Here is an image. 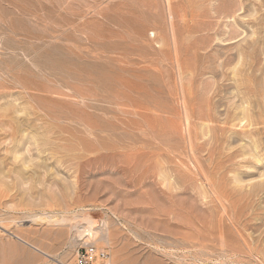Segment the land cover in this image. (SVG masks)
<instances>
[{
  "label": "rangeland",
  "instance_id": "obj_1",
  "mask_svg": "<svg viewBox=\"0 0 264 264\" xmlns=\"http://www.w3.org/2000/svg\"><path fill=\"white\" fill-rule=\"evenodd\" d=\"M259 1L0 0V264H264Z\"/></svg>",
  "mask_w": 264,
  "mask_h": 264
},
{
  "label": "bare ground",
  "instance_id": "obj_2",
  "mask_svg": "<svg viewBox=\"0 0 264 264\" xmlns=\"http://www.w3.org/2000/svg\"><path fill=\"white\" fill-rule=\"evenodd\" d=\"M233 1V0H232ZM258 1V0H257ZM260 3H259V5H260V7H264V2L261 0V1H259ZM232 3H234V2H232ZM228 5V4H227ZM171 6H173L172 4H171ZM224 6H225V4H224ZM232 6H234V5H229V8L228 9H226L227 11L230 9V8H232ZM169 7V6H168ZM213 8V7H212ZM218 8V7H217ZM172 9V8H171ZM215 9V8H214ZM221 9V8H220ZM224 8L222 7V10H223ZM255 9V8H254ZM216 10V9H215ZM215 10H214V13L216 14L217 12H215ZM231 10V9H230ZM229 10V11H230ZM233 10V9H232ZM230 11L229 13H227V11H221L220 10V12H219V8H218V10H216V11H218V13L220 14V17H218L219 19H221V15L223 16V19L225 18L226 20L227 19H229V20H231V22H235V19H233L232 20V18H235L236 17V15H235V13H234V11ZM240 10H242V8L240 9ZM210 11H211V9H210ZM239 12V11H238ZM242 12V11H241ZM258 12V11H257ZM172 13V12H171ZM255 13V12H254ZM218 14V15H219ZM238 14V13H237ZM251 14V13H250ZM234 15H235V17H234ZM252 15H253V13H252ZM256 16V14H254V17ZM259 16H261V15H259ZM175 17V16H174ZM239 17H240V15H239ZM243 18H244V16H242ZM242 17H240V19L242 18ZM253 17V18H254ZM173 18V17H172ZM248 18H249V15H248ZM257 18H255V20H256ZM228 20V21H229ZM174 21V20H173ZM242 21V20H241ZM258 21V20H257ZM264 21V20H263ZM181 22V21H180ZM230 22V21H229ZM239 22V21H238ZM218 23V22H217ZM226 23H228L227 21H226ZM233 23H232V25H233ZM253 23V22H252ZM251 23V24H252ZM236 24V23H235ZM239 24V23H238ZM254 24H255V22H254ZM230 26H231V24H229ZM263 25V24H262ZM219 26V25H218ZM230 26H229V28H230ZM259 26H260V23H259ZM170 27H171V25H170ZM224 27H227L228 28V26H224ZM238 27V26H237ZM256 27V26H255ZM219 28V27H218ZM234 28V27H233ZM260 28V27H259ZM263 28V27H262ZM174 29V28H173ZM264 29V28H263ZM217 30V29H216ZM228 31H226V30H221V31H223L222 32V35H227L228 36V40L227 39H225V41L227 40L228 42L229 41H235L237 38H239V36H241V33H237V32H235L234 30L233 31H231V29L229 30V29H227ZM256 30H257V28H256ZM257 32H258V30H257ZM175 33V32H174ZM220 34H221V32H219ZM259 33V32H258ZM172 34V33H171ZM208 34V33H207ZM215 34V33H214ZM219 34V35H220ZM244 33H242V35H243ZM175 35V34H174ZM254 35H256L255 34V31L253 32V37H252V41L249 43V44H246L245 46H247L246 47V49H245V47L243 48V49H240L239 51H238V53H237V56H235V58H234V56L233 55H231V56H228V57H226V59H224V62L222 63V68H224V67H226V66H229V63H231L232 64V61H234V60H232V59H236V57H238L236 60V65L234 64V68L233 67H231V68H233L232 70H231V73H233L234 72V69L236 70V66H237V68H238V64L240 63L239 61L240 60H244V58L245 59H249V61H250V57H252V56H256V54H257V51H256V54H254V52H255V50H254V48L256 47V45H257V43L259 42V40H258V42H257V40H254ZM205 36V35H204ZM203 36V37H204ZM218 36V35H217ZM249 36V37H250ZM260 36V35H259ZM211 37H212V35H211ZM246 37V36H245ZM264 37V36H263ZM205 38V37H204ZM224 38V37H223ZM258 38V36L255 38V39H257ZM219 39H220V37H219ZM211 40V39H210ZM251 40V39H250ZM249 40V41H250ZM254 40V41H253ZM236 42V41H235ZM234 43V42H233ZM259 43H262V42H259ZM203 46V45H202ZM206 46V45H205ZM260 46H263L262 44H260ZM261 48V47H260ZM259 49V48H258ZM251 50V51H250ZM256 50H257V48H256ZM250 51V52H249ZM259 52V51H258ZM222 56V55H221ZM205 57V56H204ZM231 57H233L232 59H231ZM257 57V56H256ZM212 58V57H211ZM225 58V57H224ZM207 59V58H206ZM209 59V58H208ZM210 60H212V59H210ZM218 61V60H217ZM241 61V62H242ZM246 61V60H245ZM256 61V60H255ZM246 62H248V61H246ZM245 62V63H246ZM253 62V61H252ZM242 63H244V61L242 62ZM242 63H241V65H242ZM257 63H258V61H257ZM212 64V63H211ZM252 64V63H251ZM254 64V63H253ZM256 64V63H255ZM240 65V64H239ZM240 65V66H241ZM250 65V64H249ZM221 66V64H219V67ZM247 66V65H246ZM230 68V67H229ZM253 68H254V66H253ZM255 68H256V66H255ZM212 69V68H211ZM214 69H216V67H214L213 68V70ZM245 69V68H244ZM221 71V70H220ZM240 73V72H239ZM243 73V72H242ZM249 73V72H248ZM251 77V76H250ZM236 78V77H235ZM235 78H233V79H235ZM240 78V77H239ZM242 78V77H241ZM240 78V79H241ZM246 78V77H245ZM239 79V80H240ZM251 79V78H250ZM264 80V79H263ZM247 82H248V79L246 80ZM246 81H245V83H246ZM252 81V80H251ZM237 82V81H236ZM241 82V81H240ZM250 82V81H249ZM242 83V82H241ZM243 83H244V81H243ZM248 84V86H251V85H249V83H247ZM252 84V83H251ZM221 86L223 85V84H220ZM238 85H239V83H238ZM220 86V87H221ZM218 87V86H217ZM223 88V87H222ZM237 88H239V87H237ZM236 88V89H237ZM246 88V87H245ZM221 89V88H220ZM248 89V88H247ZM250 89V88H249ZM223 91V90H222ZM244 91V90H243ZM242 91V92H243ZM247 91V90H246ZM216 92H217V90H216ZM237 92V91H236ZM209 93V92H208ZM214 94H215V92H214ZM219 94V93H218ZM221 94V93H220ZM244 94V93H243ZM248 94V93H247ZM255 94V93H254ZM249 95V94H248ZM216 96V95H215ZM241 96H242V94H241ZM252 96V95H251ZM264 97V96H263ZM262 97V98H263ZM209 98V97H208ZM237 98H239V97H237ZM251 98V97H250ZM210 99H212V98H210ZM216 99V98H215ZM218 99H221V98H218ZM224 99V98H223ZM222 99V100H223ZM206 100V99H205ZM234 100V99H233ZM250 100V99H249ZM257 100V99H256ZM209 101V100H208ZM240 101H241V103H239L238 105L235 103V105H237L236 106V108L235 109H233V112H234V110H236L237 112L236 113H238L236 116H234V118H233V120L232 121H235L238 125L240 124V126L239 127H241V124L242 123H244V125L243 126H248V127H254V125L255 126H257L256 124H259V123H262V124H264V117H262V118H258V119H256L255 121L252 119V117L253 116H251L250 115V111L249 110H251V106L249 105V108H248V104H247V100H246V98H245V96L244 97H242V98H240ZM263 101V100H262ZM197 102V101H196ZM249 102V101H248ZM195 103V102H194ZM219 103V100L217 101L216 100V102H214V100H211V102H210V104L209 105H217ZM205 104V103H204ZM207 104V103H206ZM220 104V103H219ZM194 105H196V104H194ZM208 105V106H209ZM245 105H247V106H245ZM252 105H253V103H252ZM256 106V105H255ZM262 106H263V108H264V103L262 104ZM206 107V106H205ZM186 109H187V107H185ZM189 108V107H188ZM231 108H232V106H231ZM211 109V108H210ZM214 108H212V110H213ZM216 109V108H215ZM254 109V108H253ZM190 110V109H189ZM192 110V109H191ZM191 110L189 111V113L191 112ZM211 110V111H212ZM194 111V110H193ZM203 111V110H202ZM206 112V111H205ZM226 112V111H225ZM233 112H231V113H233ZM17 113V112H16ZM192 113V112H191ZM190 113V114H191ZM230 113V114H231ZM235 112L233 113V115L234 114H236ZM200 114H201V111H200ZM187 115V114H186ZM192 115V117H193V114H191ZM202 115V114H201ZM209 115H210V113H209ZM212 115V114H211ZM210 115V116H211ZM232 115V114H231ZM188 116V115H187ZM195 116V115H194ZM198 116V115H197ZM196 116V117H197ZM208 116V115H207ZM207 116H206V118H207ZM214 116V115H213ZM257 116V115H256ZM191 117V116H190ZM232 117V116H231ZM194 118V117H193ZM199 118V117H198ZM200 118H201V116H200ZM199 118V119H200ZM205 118V117H204ZM257 118V117H256ZM189 119V118H188ZM195 119V118H194ZM203 119V118H202ZM210 119H212V117L210 118H208V120H210ZM214 119V118H213ZM212 119V120H213ZM229 119H230V116H229ZM187 120V119H186ZM191 120V119H190ZM211 120V122H214V120L212 121ZM226 120V119H225ZM189 121V120H188ZM187 121V122H188ZM216 121V120H215ZM206 122H207V120H206ZM228 122V121H227ZM231 122V121H230ZM235 122H233V124L235 123ZM189 123V122H188ZM205 123V122H204ZM232 123V122H231ZM206 124V123H205ZM230 124V123H229ZM235 125V124H234ZM236 126V125H235ZM16 127V126H15ZM234 127V126H233ZM237 127V126H236ZM235 127V128H236ZM21 128V127H20ZM243 128V127H242ZM241 128V129H242ZM246 129V128H245ZM249 129V128H248ZM18 130V129H17ZM22 130V129H21ZM253 130V129H252ZM15 131H16V129H15ZM261 130H259L258 132H260ZM249 132V131H248ZM248 132H247V135H248ZM22 133V132H21ZM15 134H17V133H15ZM252 134V133H251ZM257 134V133H256ZM260 134V133H259ZM246 135V134H245ZM20 136V135H19ZM23 136V135H22ZM14 138V137H13ZM34 138V137H33ZM14 140H15V138H14ZM13 140V141H14ZM20 141V140H19ZM256 141V140H255ZM254 141V142H255ZM35 142H36V140H35ZM36 144V143H35ZM15 145V144H14ZM17 145V144H16ZM38 145V144H37ZM258 146V145H257ZM254 147H255V145H254ZM17 148V147H16ZM257 148H255L254 150H256ZM253 150V151H254ZM258 150V149H257ZM12 152H13V149L11 150ZM16 150H14V157H13V160H14V158H15V160H16V153H17V151L15 152ZM251 151V150H250ZM13 153H12V155H13ZM28 153V152H27ZM253 152H251V154H250V156L249 157H251L252 156V158L253 159H256L258 162H260L261 160H260V158L257 156V155H255V154H252ZM25 158V157H24ZM26 160V159H25ZM24 160V161H25ZM37 160V159H36ZM23 161V162H24ZM32 161V160H31ZM257 162V163H258ZM25 163L26 162H24V163H22V165H25ZM261 163V162H260ZM28 164V163H27ZM26 164V165H27ZM43 164V163H42ZM29 165V164H28ZM40 167H41V165H40ZM25 168V167H24ZM18 172V171H17ZM20 172V171H19ZM18 174V173H17ZM263 181H264V179H263ZM262 181V183H264ZM261 184V183H260ZM259 186V185H258ZM257 187V186H256ZM255 188V187H254ZM259 188V187H258ZM259 189H261L260 191H263L262 190V188H261V186H260V188ZM254 190V189H253ZM253 190H252V192H253ZM255 191H257V189L255 190ZM62 216V215H61ZM50 217L51 216H47L46 217V219H47V222L48 221H51L52 219H50ZM69 220V219H68ZM82 220V219H81ZM85 220H87L86 218H85ZM84 220V221H85ZM71 221V220H70ZM88 221V220H87ZM60 222H62V219H61V221ZM59 221H53L52 220V223L53 224H57V223H60ZM81 224V223H80ZM88 224V223H87ZM49 225H50V223H49ZM67 225V224H66ZM51 226V225H50ZM57 226V225H56ZM61 226H62V223H61ZM60 226V227H61ZM78 226V225H77ZM90 226H92V224L89 222V226L88 227H85V225H84V227H80V228H78L77 229V235L78 234H80V237H82V238H88V240H92L93 239V237H95L96 235V231L94 230L93 231V229H91V228H89ZM72 232V231H71ZM95 235V236H94ZM98 235V234H97ZM78 238V237H77ZM96 238V237H95ZM79 239V238H78ZM101 239H103V238H101ZM87 240V239H86ZM86 240H85V242H86ZM22 242L23 243H26L25 241H23L22 240ZM26 244H28V243H26ZM29 246H31V247H33L32 245H30V244H28ZM34 249H36V250H38L37 249V247H33ZM38 251H40V250H38ZM41 252V251H40ZM41 254V253H40ZM42 254H44L45 256H49L48 254H46L45 252H43L42 251ZM48 258V257H47Z\"/></svg>",
  "mask_w": 264,
  "mask_h": 264
},
{
  "label": "built area",
  "instance_id": "obj_3",
  "mask_svg": "<svg viewBox=\"0 0 264 264\" xmlns=\"http://www.w3.org/2000/svg\"><path fill=\"white\" fill-rule=\"evenodd\" d=\"M75 264H109L108 255L104 250L88 244L76 251Z\"/></svg>",
  "mask_w": 264,
  "mask_h": 264
}]
</instances>
